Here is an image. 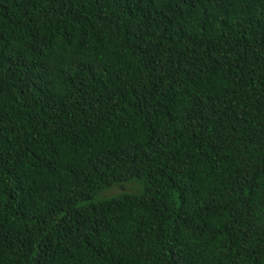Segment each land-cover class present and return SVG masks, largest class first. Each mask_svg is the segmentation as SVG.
I'll return each instance as SVG.
<instances>
[{
    "label": "trees",
    "instance_id": "trees-1",
    "mask_svg": "<svg viewBox=\"0 0 264 264\" xmlns=\"http://www.w3.org/2000/svg\"><path fill=\"white\" fill-rule=\"evenodd\" d=\"M0 264H264V0H0Z\"/></svg>",
    "mask_w": 264,
    "mask_h": 264
},
{
    "label": "rangeland",
    "instance_id": "rangeland-1",
    "mask_svg": "<svg viewBox=\"0 0 264 264\" xmlns=\"http://www.w3.org/2000/svg\"><path fill=\"white\" fill-rule=\"evenodd\" d=\"M135 188L136 187H134L133 185L127 184L124 186L112 188V189L108 190L107 192H105L103 194V196H110V195H114V194H119L120 192H123V191L132 192L135 190Z\"/></svg>",
    "mask_w": 264,
    "mask_h": 264
}]
</instances>
